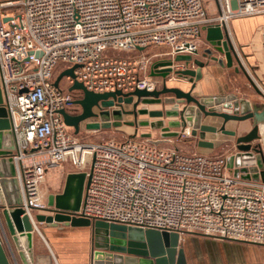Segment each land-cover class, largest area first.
I'll list each match as a JSON object with an SVG mask.
<instances>
[{"label":"built area","instance_id":"2783aa9c","mask_svg":"<svg viewBox=\"0 0 264 264\" xmlns=\"http://www.w3.org/2000/svg\"><path fill=\"white\" fill-rule=\"evenodd\" d=\"M0 0V89L12 132L22 216L47 214L46 173L90 158L78 215L142 229L264 246V183L236 178L226 158L183 153L139 135L82 143L59 114L69 112L75 82L93 93L153 91V59L194 55L202 27L262 16L264 0ZM7 18V20H5ZM165 50L148 58L142 50ZM135 52L122 57L117 52ZM64 65L67 88L54 85ZM264 97V92H262ZM70 113V112H69ZM263 130L261 131L260 126ZM258 131L264 133V123ZM190 127L181 136L190 135ZM46 242V241H45ZM53 264H58L54 254ZM52 262V261H51ZM31 264H51L36 258Z\"/></svg>","mask_w":264,"mask_h":264},{"label":"water","instance_id":"95a60500","mask_svg":"<svg viewBox=\"0 0 264 264\" xmlns=\"http://www.w3.org/2000/svg\"><path fill=\"white\" fill-rule=\"evenodd\" d=\"M202 30L208 45L203 51L206 61L199 59L198 49L194 55L158 58L152 64L150 76L160 77L162 84L153 91L134 90L123 94L118 90L98 94L75 82L69 87V91L79 93L73 105L79 106L80 112L72 114L60 110L59 114L64 123L72 129L74 135L82 130L99 131L125 125L134 128V134L130 137H135L138 127H147L150 131H159V137L152 139L151 132L140 133L139 136L154 145L177 137L179 133L172 131V128L190 127L191 136L197 138V146L213 148L214 144L206 139L207 134L220 132L235 137L234 130L225 129L226 123L250 120L251 129L235 137L237 152L226 158L227 167L236 178L264 183V156L260 145L255 144L259 139L258 126L264 123V104L252 105L234 94L201 97L193 93L195 83L202 77V69L210 62L228 68L236 64L235 71H242L246 75L225 28L204 26ZM169 75L179 83L168 85L166 78ZM65 76L73 77L72 69L61 72L54 85L58 86ZM186 83L190 84L187 91L183 88ZM251 83L253 84L252 80ZM2 103L0 89V187L6 201V207H0V218L3 219L14 244L17 237L21 238L31 261L33 229L28 217L22 216L21 197L12 160L15 146L7 112ZM154 105L160 108H152ZM166 105L171 107L167 109L164 107ZM126 106L129 108L125 109ZM125 116L132 117V120H123ZM205 119H212L221 124L217 127L215 124L202 123ZM90 173L91 171L67 173L62 191L46 196L48 213L36 214L35 220L45 223L48 227L61 225L89 229L90 264H187L185 251L180 246L176 233L107 223L102 220L91 221L78 215L84 189L90 181ZM20 256L23 263L28 264L24 255ZM0 264H8L1 240Z\"/></svg>","mask_w":264,"mask_h":264},{"label":"crops","instance_id":"0c3cea01","mask_svg":"<svg viewBox=\"0 0 264 264\" xmlns=\"http://www.w3.org/2000/svg\"><path fill=\"white\" fill-rule=\"evenodd\" d=\"M203 1L207 7L209 16L218 13L219 9L215 0ZM225 30L230 37L231 43L239 57L242 67L246 71V75H244L242 71H235V67H237L236 64L228 68L225 66L222 67L215 62H210L202 69V77L195 83L193 93L201 97H220L234 94L238 98L246 99L252 105L264 104V97L262 96V92H264V18L259 15L233 17L228 21ZM207 47L205 32L202 30L197 48L199 51L198 57L202 61L207 60L203 55V51ZM251 80L253 84L251 83ZM189 85V83H186L183 86L185 91L188 90ZM202 123L215 124L217 127L221 124L220 122L216 123L212 119H205ZM251 127L250 120L238 122V125H236L235 121H230L225 125V129L237 130L239 134L248 132ZM208 136H215V138L211 139ZM227 138H231V136L224 135L220 132L206 135L208 141L216 144L220 141V143H223L224 141L229 140ZM171 147L177 148L175 146ZM195 147L196 150H199L200 152V150H213L216 145L214 144L213 148L199 147L197 145ZM67 173L68 172L64 171L63 166L62 168L58 167L49 170L47 174L53 182L49 185L45 178L46 189H52V191L55 192L58 191L62 187ZM49 192H47V195L50 194ZM2 206L6 207V201L0 187V207ZM48 228H50V233L42 234L46 242L38 233H32L31 247L33 253L44 254L48 249V245L53 253H56L61 264H90V248L87 243L90 234L89 229L81 227V230H78L77 227L67 226V230L61 231L57 230L58 227L56 226ZM63 238L66 241L65 245L61 247L60 245L62 244H60V240ZM0 240L8 264H24L20 256L21 254L24 255L25 261L27 262L29 256L25 250V244L21 239L20 244L19 242L18 245L13 243L5 223L1 218ZM208 245L210 247L207 248H210L211 250L219 247V252L221 254L231 257V262L229 264H264V246L227 240H214L213 242L208 243ZM61 249H64V251H61ZM185 250L187 251L188 248ZM186 261L187 264H193L188 256H186Z\"/></svg>","mask_w":264,"mask_h":264},{"label":"rangeland","instance_id":"374dc122","mask_svg":"<svg viewBox=\"0 0 264 264\" xmlns=\"http://www.w3.org/2000/svg\"><path fill=\"white\" fill-rule=\"evenodd\" d=\"M165 49L160 47H156L155 49H146V50H142L139 54H144L146 55L148 58L155 56V54H158L162 51H164ZM134 54H138L135 52H117L115 55L118 56H122V57H127V56H134ZM165 57V56H162ZM169 57V56H167ZM161 58V57H159ZM157 59H153L152 62L154 63ZM152 63V64H153ZM152 64L149 67V71L151 72V67ZM64 65H59L56 70H55V76L57 77L61 71L64 69ZM149 72V73H150ZM153 79V81L156 82L157 88L161 86L162 84V79L160 77H151ZM166 81L168 83V85H174L177 82L172 75L167 76ZM60 86L64 89L67 88V82L65 81L64 77L60 80ZM69 89V88H68ZM74 96L76 95V98L74 99V101L79 97V93L77 91H73ZM152 108H160L158 105H154L151 106ZM165 108H170V105H166L164 106ZM181 107V106H180ZM129 106H126L125 109H128ZM70 113L74 114V113H78L80 112V108L79 106L73 105L70 106L69 110ZM139 119L141 117H138ZM123 120H132V117L130 116H125L123 117ZM236 125H238V122H236ZM132 128V129H130ZM129 126H125V125H120L118 127H111L110 129H103V130H99V131H80L77 135H74L76 137V139L82 143H95V142H99V141H104V140H122L127 138L128 136H131L134 134V128ZM191 129V128H190ZM261 131L263 130L262 126L260 127ZM172 131H176L178 132V136L177 137H173L171 139H169V141L167 142H163L160 143V146H175L178 148L179 151L183 152V153H200L203 154L205 156H210V157H223V158H227L230 155H234L237 152L236 149V144H235V137H238L240 135H243L245 133H241L239 134L237 132V130H234L236 132V136L235 137H231V138H227L229 140L224 141L223 143L217 142L213 143L216 145L215 149L213 150H196V145H197V138L191 136V134L188 137H183L181 136V132L182 129L180 128H172ZM259 132V139L255 141V144H259L264 156V133L263 132ZM69 132H72V129H69ZM146 132H151V138L152 139H157L159 137V131H150L149 128L147 127H138L137 128V136L140 133H146ZM191 132V131H190ZM211 139L215 138V136H208ZM205 151V152H203ZM90 158L87 157L85 159V163L82 167H75L73 165H71L68 160L63 164L64 167V171L65 172H86L89 173L90 171ZM226 166H227V161H226ZM228 168V167H227ZM228 172H231V170L228 168ZM46 179H47V184L51 185V182H53V180L50 178V176L46 173ZM65 181V179H64ZM64 181H63V185L62 187L58 190V191H52V189H46L45 187V182L42 186V192L44 194V199L46 202V196H47V192L49 193H60L63 189L64 186ZM45 214V213H44ZM58 227L57 230H61V231H65L67 230L66 227H63L61 225L56 226ZM39 231L41 232V234H46V233H50V228H48V226L45 223H40L38 225ZM78 230H81V227H77ZM36 233V232H35ZM63 233V232H62ZM37 234V233H36ZM79 236V235H78ZM90 234L88 236V247L90 248ZM214 240H218V239H214V238H210V237H205V236H201V235H185L182 237V239L180 240V246L183 247L184 251H185V255L189 257V259H191V261L193 262V264H229L231 262V257H227L224 254H221L219 251V247H217V249H210L207 247H210L208 245V243L213 242ZM60 245L61 247H63L65 245V239L63 238L62 240H60ZM223 241V240H220ZM77 243V242H75ZM254 245V244H252ZM260 246V245H258ZM188 250L186 251L185 249ZM90 250V249H89ZM61 251H64V249H61ZM53 252V251H52ZM88 252V251H87ZM222 252V251H221ZM54 258L56 259L58 264H61L58 260V257L56 255V253L54 252ZM88 254V253H87ZM41 258L44 262H46L47 260H50V263L53 264V256L51 255V253L49 252V250L47 249L46 252L43 253H33V258L31 260L32 263H34V261L36 260V258ZM52 261V262H51Z\"/></svg>","mask_w":264,"mask_h":264},{"label":"bare ground","instance_id":"6f19581e","mask_svg":"<svg viewBox=\"0 0 264 264\" xmlns=\"http://www.w3.org/2000/svg\"><path fill=\"white\" fill-rule=\"evenodd\" d=\"M70 200H71V199H70ZM72 200H73V198H72ZM71 202H72V201H71ZM20 239H21V238L17 237V242H16L17 245H18V242H19V244H20ZM27 263H28V264H31L29 258L27 259Z\"/></svg>","mask_w":264,"mask_h":264},{"label":"flooded vegetation","instance_id":"af4514ba","mask_svg":"<svg viewBox=\"0 0 264 264\" xmlns=\"http://www.w3.org/2000/svg\"><path fill=\"white\" fill-rule=\"evenodd\" d=\"M130 137V136H129Z\"/></svg>","mask_w":264,"mask_h":264}]
</instances>
